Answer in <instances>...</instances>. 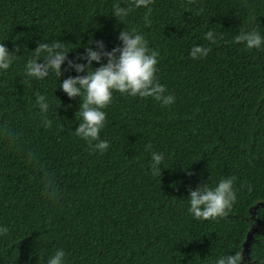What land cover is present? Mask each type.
<instances>
[{
	"label": "trees",
	"instance_id": "16d2710c",
	"mask_svg": "<svg viewBox=\"0 0 264 264\" xmlns=\"http://www.w3.org/2000/svg\"><path fill=\"white\" fill-rule=\"evenodd\" d=\"M116 3L130 0H0V43L18 55L0 71V125L19 136L16 145L0 137V227L9 229L0 236V264H47L56 249L66 264H214L236 251L242 264H264V46L233 39L242 29L264 36V0H154L150 26L143 7L119 22ZM133 27L159 52L157 76L175 101L164 107L114 93L100 132L109 148L92 152L74 135L79 97L59 87L85 73L64 71L66 61L59 78L36 80L25 64L39 43L56 39L71 48L68 59L86 63L78 57L95 49L89 40L110 51L121 44L119 32ZM210 30L222 37L217 43L205 39ZM195 45L211 50L192 59ZM37 92L53 105L50 128ZM148 143L166 155L160 177L151 173ZM27 150L42 167L25 163ZM45 171L55 177L58 202L42 194ZM231 176L232 212L194 219L189 191Z\"/></svg>",
	"mask_w": 264,
	"mask_h": 264
},
{
	"label": "clouds",
	"instance_id": "9594fccd",
	"mask_svg": "<svg viewBox=\"0 0 264 264\" xmlns=\"http://www.w3.org/2000/svg\"><path fill=\"white\" fill-rule=\"evenodd\" d=\"M189 4L195 0H188ZM154 0H130L126 7L119 3L113 5L112 15L119 22H124L131 12L138 8H145V26L151 25L150 7ZM187 11V9H185ZM199 11H202L200 9ZM222 38L214 31H207L205 39L210 43H217ZM121 44L105 50L103 41L89 40V44L95 43L96 47H85V53L78 57L86 63H76L68 59V52L65 42L56 39L52 42H41L32 50V58L25 64V75L36 80H44L49 74H54L59 78L62 73V65L67 61L68 68L74 69L77 73L84 75L69 76L60 82L59 87L69 98L79 97V108L75 113L78 117L79 125L74 129V135L87 142L90 151L105 152L109 148V142L101 139L100 132L105 127L107 113L104 111L112 104L114 93L142 99L152 98L162 106L168 107L174 103L175 97L168 94L166 87L159 82L157 76L159 52L149 47L145 36L135 27L129 31L121 30L118 35ZM235 43H243L247 48L260 49L264 46V36L257 30L251 31L242 29L234 38ZM19 51V48L16 49ZM210 48L203 45H195L191 48L189 55L192 59H201L208 55ZM14 52H10L4 43H0V71H7L17 57ZM43 59L42 63L37 61ZM106 59V62H103ZM93 61L99 67H91ZM35 104L39 109L41 122L44 128H50L52 121L47 114L50 105L47 97L39 92L35 93ZM54 106H59L57 99ZM0 137L6 139L10 144L16 145L19 140L18 134L7 125H0ZM146 150L151 153L150 169L153 176H161V165H165L166 155L163 152L152 150L151 143H148ZM25 163L35 166L40 165L39 156L32 150L25 153ZM235 176L220 179L214 187L206 184L198 185L194 190L189 191L188 212L196 220H218L226 218L233 210L237 195L234 187ZM42 184V194L58 202L60 191L56 186L55 177L52 173L45 171L40 177ZM251 191V186L248 188ZM9 232L7 226L0 227V236ZM243 252L236 251L234 254L220 255L214 264H242ZM47 264H66V253L63 249H56L48 260Z\"/></svg>",
	"mask_w": 264,
	"mask_h": 264
},
{
	"label": "rangeland",
	"instance_id": "374dc122",
	"mask_svg": "<svg viewBox=\"0 0 264 264\" xmlns=\"http://www.w3.org/2000/svg\"><path fill=\"white\" fill-rule=\"evenodd\" d=\"M262 206H264V202H261L260 203ZM250 236H251V232H249V234L247 235V239H249L250 238ZM247 239H246V241H247ZM246 241H245V243H246ZM244 243V250H245V248H246V244ZM243 259H245V255L243 256Z\"/></svg>",
	"mask_w": 264,
	"mask_h": 264
},
{
	"label": "water",
	"instance_id": "95a60500",
	"mask_svg": "<svg viewBox=\"0 0 264 264\" xmlns=\"http://www.w3.org/2000/svg\"><path fill=\"white\" fill-rule=\"evenodd\" d=\"M248 234H249V233H248ZM250 237H251V236H250ZM249 239H250V238H249ZM249 239H247L246 243L244 242L246 245H247V242H248Z\"/></svg>",
	"mask_w": 264,
	"mask_h": 264
}]
</instances>
